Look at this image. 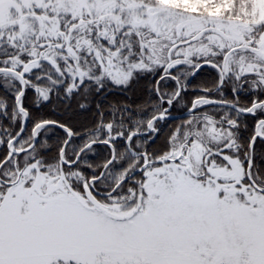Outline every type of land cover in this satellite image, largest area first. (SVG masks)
<instances>
[{"label": "snow or ice", "instance_id": "1", "mask_svg": "<svg viewBox=\"0 0 264 264\" xmlns=\"http://www.w3.org/2000/svg\"><path fill=\"white\" fill-rule=\"evenodd\" d=\"M0 264H264V0H0Z\"/></svg>", "mask_w": 264, "mask_h": 264}]
</instances>
